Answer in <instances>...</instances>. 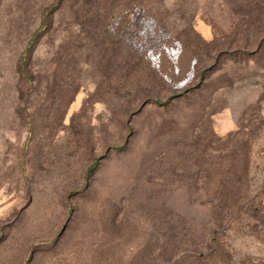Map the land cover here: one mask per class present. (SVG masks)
<instances>
[{
    "label": "rangeland",
    "instance_id": "obj_1",
    "mask_svg": "<svg viewBox=\"0 0 264 264\" xmlns=\"http://www.w3.org/2000/svg\"><path fill=\"white\" fill-rule=\"evenodd\" d=\"M0 264H264V0H0Z\"/></svg>",
    "mask_w": 264,
    "mask_h": 264
},
{
    "label": "trees",
    "instance_id": "obj_2",
    "mask_svg": "<svg viewBox=\"0 0 264 264\" xmlns=\"http://www.w3.org/2000/svg\"><path fill=\"white\" fill-rule=\"evenodd\" d=\"M36 35V34H35ZM35 35H34V37H32V39L28 42V45H31L32 43H33V40L35 39ZM28 48H29V46H28Z\"/></svg>",
    "mask_w": 264,
    "mask_h": 264
}]
</instances>
